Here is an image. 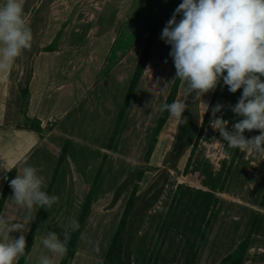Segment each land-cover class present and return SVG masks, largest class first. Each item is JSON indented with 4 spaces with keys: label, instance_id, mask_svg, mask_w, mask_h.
<instances>
[{
    "label": "crops",
    "instance_id": "1",
    "mask_svg": "<svg viewBox=\"0 0 264 264\" xmlns=\"http://www.w3.org/2000/svg\"><path fill=\"white\" fill-rule=\"evenodd\" d=\"M3 2L4 0H0V4ZM180 3L182 0H25L24 12L33 34L31 48L16 60L10 73L0 75V195L4 177L13 171L15 178L21 173L26 160L44 178L46 186L43 190L49 195L58 196L59 201L51 208H41V212L40 208L33 210V215L35 219L38 216V220L24 264H39L41 255L48 256L55 264H59L61 257L45 249L41 240L48 232H56L61 238L67 232L70 237L71 221L77 220L90 188L89 207L69 264H101L130 190H125L115 204L109 206L115 189L126 175L118 176L113 170L109 172V159L115 158V155L110 154L113 148H106L108 128L105 131L97 129L95 133L87 120L84 121L89 116L84 115L81 110L87 113L98 105L95 96L89 94L87 101L83 95V108L79 110L81 112H74L77 106V89L85 92L94 89L91 75L93 66L98 70L102 64L130 62L136 65L149 28L158 21L157 33L146 62L149 65L153 51L160 49L158 44L163 42L160 36L165 14L170 11L172 15ZM82 50L87 51L85 56L82 55ZM117 79L121 80L122 76L119 75ZM223 86L222 83L213 107L218 104ZM22 89L26 90L27 101L24 116L29 121H35L37 129L31 128L21 114ZM224 115V112L217 114L224 120L231 121L230 125L236 122ZM212 118L210 112L189 170L184 176L185 182L174 183L170 180L173 182L170 190L180 184V192L189 187L192 191L205 189L213 196L217 194L214 187L203 186L199 181L200 174L195 169L198 158L211 162L213 150L221 146L214 141L205 140L214 137L211 130L207 132ZM245 137H251L248 131ZM160 139L161 136L150 160L155 156ZM64 146L65 155L58 165ZM167 149L160 153L155 165L161 164ZM231 150L223 147V151ZM103 152H107L108 157L102 155ZM254 157L256 156L239 150L236 159L244 160L252 166L256 163ZM220 160L223 161V158L220 157ZM225 160L229 158L225 157ZM248 168L247 166L246 169ZM222 193L226 196L225 190ZM12 195V189L9 188L0 216L6 217L9 223L21 222L26 209L11 202ZM167 199L169 200L168 196L164 203L168 202ZM178 199L177 194L160 234L157 227L163 211H158V206L163 205L164 199H158L148 212L132 247V264H190L195 251L193 264H217L249 231L252 220L214 240L211 231L213 220H210L198 243L193 237L194 241L190 242L189 229L186 228L189 226L188 219H183L184 216L175 217ZM253 212L257 213L253 219L255 224L241 264H264V208L251 205V213ZM157 213L159 220L154 222V215ZM204 219L200 221L201 227ZM33 222L26 226V233ZM151 227L152 232L149 231ZM19 235L20 233H10L11 238H18ZM94 235H101L100 238L106 236L99 253L94 252L92 245L88 243ZM2 239L0 236V240Z\"/></svg>",
    "mask_w": 264,
    "mask_h": 264
},
{
    "label": "clouds",
    "instance_id": "2",
    "mask_svg": "<svg viewBox=\"0 0 264 264\" xmlns=\"http://www.w3.org/2000/svg\"><path fill=\"white\" fill-rule=\"evenodd\" d=\"M24 3L25 0H4L0 4V75L10 73L16 60L31 48L33 34ZM160 39L171 47L173 81L183 84L180 98L162 104L160 111H167L177 125L183 124L186 120L182 119V114L189 108V97L207 112L209 106L201 97L214 91L222 80L230 93L242 89L238 102L230 106L242 119L229 131V122L216 115L224 106L215 105L211 109L210 127L219 132L226 144L215 137L213 141L222 148L264 155V0H182L163 27ZM254 130L260 134L245 137L246 131ZM223 155L231 158L228 151ZM23 164L21 173L10 180L9 186L13 193L11 202L26 209V215L21 222L12 223L0 216V236L3 237L0 264H18L25 254L26 226L35 219L33 210L51 208L59 201L58 196L43 190L45 180L38 170L26 160ZM70 226L73 232L80 228L75 219ZM13 232L20 233L18 238L10 237ZM68 241L67 232L63 238L56 232H48L41 240L45 249L59 257L67 254ZM88 243L99 253V241L89 240ZM39 264H55V261L41 255Z\"/></svg>",
    "mask_w": 264,
    "mask_h": 264
},
{
    "label": "rangeland",
    "instance_id": "3",
    "mask_svg": "<svg viewBox=\"0 0 264 264\" xmlns=\"http://www.w3.org/2000/svg\"><path fill=\"white\" fill-rule=\"evenodd\" d=\"M169 12L165 14L163 21V23L165 22L164 26L172 16L171 12L170 14ZM179 19L180 16H177V20ZM159 43L160 44L158 45L160 49L154 50L149 61V65L145 64L140 77L141 79L136 86L122 121L118 126V131L112 144L113 149L110 152V154L115 155V158H110L108 162L109 172L113 170V172L118 173V176L125 174V178L129 175V173L141 165L151 167L152 170H148L139 183L141 190L148 185L153 177H155L156 171L153 170V168H159L162 166L161 164L155 165L157 162L156 160L159 158L160 153L165 148H169L167 144L173 139L176 125V121L169 115V120L167 119L162 130L163 132L161 131L162 133H160L158 136V138L161 136V139L156 148L155 156L152 160L149 158L148 162L143 161V156L160 112V106L163 104V101L168 94L172 85V81L175 77L174 62L169 56L171 47L164 42ZM86 54L87 51L82 50V55L85 56ZM165 60H167V63L164 62ZM134 66L135 65H132L130 62L117 65L102 64L98 67V70H96L95 66H93L94 69L92 70L91 75L93 76L92 86L94 89L91 92H85L83 90L77 89V106L74 112H77L83 108V95L86 96L87 101L89 99V94L94 95L98 101V105L92 109H89L87 113L84 110L81 111H83L84 115H87V117L89 116L84 121L87 120L88 124L92 127V131L95 133L97 132V129L105 131L106 128H108V137L106 142H108L111 131L115 126L118 113L121 109V105L134 70ZM119 75L122 76L121 80L117 79ZM182 90L183 84L180 82L175 100L180 98ZM210 95L211 92L202 96V101L208 104ZM241 95L242 89L233 94L228 91V87L226 85L223 86L218 103L224 107L226 106L227 108L226 109L223 107L221 109V112L225 113L224 117H229V120H236V122L242 119L241 117H237L234 114L232 115V112L230 111V106H234L238 102L237 99H239ZM199 112L201 116L204 113V109L201 106H199ZM221 112L217 114H220ZM229 125L228 130L231 131L233 125ZM210 130L213 132L212 136H214L216 140L226 144V142H224L220 137L218 131H216L214 134L213 129L210 127L207 132L209 133ZM249 133L251 137L260 134L255 130ZM214 137H212V139L208 137L205 140L213 141ZM218 148L219 149L217 150L216 148L213 150L211 154L213 159H211V162L201 161L199 158L195 162V169L200 174L199 181L202 182L204 187H214L215 193L217 194L213 196L212 194L207 193L209 191H206L205 189L192 191L189 187L184 188L183 191L181 190V192L180 190L177 192L179 199L175 217L184 216L182 217L183 219H188L189 226L186 228L189 229V239L190 242H192L194 241L192 237L196 238V244L199 241L201 233L203 232L202 230L204 229L203 226L207 222L208 218L209 221L213 220L211 231L212 235L214 236L213 239L215 240V237L217 236L223 237L228 235V233H230L234 227L240 226L244 223L246 224L248 220L253 221L255 214L257 213H251V205L264 208V202L262 205H260V200L264 191V156L255 155L256 157L254 158H256V161L254 162L256 163L252 166L247 164V162L244 160L237 161V159H235L230 169V172L233 169L232 173L229 172L227 180L223 185V189L220 190V184L225 176L229 160H225V157L222 153L223 148L221 146H218ZM231 151H233V149ZM231 151L230 153H232ZM104 154L108 157L107 152H103L102 155ZM186 157L187 153L184 155L183 159L178 165L179 171L182 170ZM220 157L221 159L223 158V161L220 160ZM247 166L249 167L248 169H246ZM170 174V178L166 182L160 195L161 198L159 197L161 201L164 199L163 205L165 204L166 208L160 204V206H158V211H163V216L160 219L157 231L160 229V224L164 219L169 200H171L172 194L174 192V189L170 190L172 187L171 182H185L184 176H176V173L173 172H170ZM203 178L205 180H203ZM161 182L162 178L159 180V183ZM128 190H130V187ZM224 190L226 196L224 193H222ZM167 196L169 197V200L167 199L168 202L164 203ZM215 208L217 209L215 210ZM158 218L159 215L157 213L154 215V222L159 220ZM202 218L205 219L201 227L200 221ZM262 219H264V217H262ZM149 231L152 232V227ZM100 236L101 235H94L91 240L99 241V246L101 247L106 236H102L101 238Z\"/></svg>",
    "mask_w": 264,
    "mask_h": 264
},
{
    "label": "trees",
    "instance_id": "4",
    "mask_svg": "<svg viewBox=\"0 0 264 264\" xmlns=\"http://www.w3.org/2000/svg\"><path fill=\"white\" fill-rule=\"evenodd\" d=\"M157 27H158V21L154 22L149 28L144 47L140 52V55L134 67L131 79L129 81V84H128V87H127V90H126V93H125V96H124V99L121 105V109L117 116L115 126L113 127L110 137L108 139V142L106 145L107 149L112 148L113 140L118 131V126L120 122L122 121L124 113L130 103V100L133 96V93L141 77L144 66L147 62L148 55L151 51L152 44H153V41L157 33ZM222 83L223 81L221 80L218 83L216 89L211 92V95L208 101L209 110L205 112L202 116L200 115V112H199V105L195 104L192 98L189 97L187 101L189 108L182 114V119H185L186 122L180 125H177V122H176L173 139L170 142L169 148L164 153L163 158L161 160L162 166L159 168H153V170L156 171L155 177L152 178V180L148 183L147 186H145L144 189L142 190L140 189L139 183L142 180L144 173L147 172L148 170H152L151 167H147L146 165H141L137 167L134 171L129 173V175L115 189L112 199L109 203L110 207L113 206L115 202L118 200V198L121 196V194L130 187L128 198L124 204L123 210L120 214V217L118 219V222L116 224V227L114 229V232L112 234V237L110 239V242L108 244L107 250L105 252V255L102 259L101 264H132L131 263L132 247L148 215V212L157 203L166 182L170 178V175H171L170 172L176 173V176H185L189 170V166L191 164L193 155L196 151V147L201 138L203 130L206 126L208 117L216 101V97L218 95V92L220 90ZM179 84H180L179 80L172 82V85L169 89L168 94L166 95L163 101V104L164 103L170 104L175 100ZM21 94H22L21 114L24 118V121L28 122L31 128L37 129L38 127L35 121L33 120L29 121V119L24 116V109L27 103L26 90L22 89ZM169 115L170 114L167 111L163 113L161 111L159 112L155 126L152 131V135L150 137L145 154L143 156V161L145 162L149 161L153 148L157 142L158 136L163 130L164 125L167 119L169 118ZM246 132L244 133V135L246 134ZM65 151H66V146H64L61 150V153L58 158V165L62 162L64 155H65ZM238 151L239 149H233L231 153V158L228 161L229 164L226 169L225 176L222 179L221 184H220V190L223 189V185L225 184L227 180V176L229 175L231 166L234 160L236 159ZM186 153H187V157L183 164L182 170L179 171L178 165ZM103 160H104V157L102 159V162ZM98 173H99V170L96 173V177H95L96 179H97ZM6 177L7 179L4 180V186L2 189V193L0 195V211L3 206L6 194L10 188L9 182L11 179H13V171L9 172L6 175ZM161 178H162V182L159 183V180ZM179 187H180V184H177L175 186L174 192L168 204V208L165 213L164 219L161 223L158 234L162 232L163 227L168 219V215L174 204L176 194L179 191ZM91 191L92 189L90 188L86 195L84 204L80 211V214L77 218V221L80 224V228L78 231H75V232L71 231L68 245H67L68 252L65 256L61 257L59 264H65L67 259H70V261L72 259V256L75 252L76 241L79 236L80 230L83 226V222H84V219H85L88 207H89ZM263 202H264V191H263V194L260 200V205H262ZM39 212H41V208L39 209ZM37 218L38 216L36 217L35 221L31 225L28 232L26 233L25 254L24 256L20 258V260L18 261V264H24V261L30 251V248H31L34 236H35V230H36V225H37V220H38ZM208 222H209V218L207 222L205 223L201 238L203 237V234L208 226ZM254 224H255V220L252 221L249 231L247 232L245 237L241 239L236 244L235 248L230 253L225 255L217 264H241L242 263L243 257L246 253V250L250 242ZM195 253L196 251L194 252L190 260V264H193L194 262Z\"/></svg>",
    "mask_w": 264,
    "mask_h": 264
},
{
    "label": "water",
    "instance_id": "5",
    "mask_svg": "<svg viewBox=\"0 0 264 264\" xmlns=\"http://www.w3.org/2000/svg\"><path fill=\"white\" fill-rule=\"evenodd\" d=\"M70 263V259H67V261L65 262V264H69Z\"/></svg>",
    "mask_w": 264,
    "mask_h": 264
},
{
    "label": "bare ground",
    "instance_id": "6",
    "mask_svg": "<svg viewBox=\"0 0 264 264\" xmlns=\"http://www.w3.org/2000/svg\"><path fill=\"white\" fill-rule=\"evenodd\" d=\"M231 122V121H230ZM230 126V125H229ZM203 142V141H202ZM197 155V154H196Z\"/></svg>",
    "mask_w": 264,
    "mask_h": 264
}]
</instances>
